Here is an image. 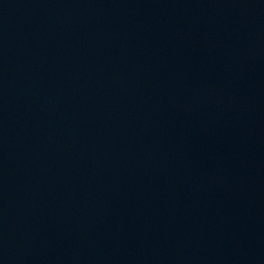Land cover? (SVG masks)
I'll use <instances>...</instances> for the list:
<instances>
[{
  "label": "water",
  "instance_id": "1",
  "mask_svg": "<svg viewBox=\"0 0 264 264\" xmlns=\"http://www.w3.org/2000/svg\"><path fill=\"white\" fill-rule=\"evenodd\" d=\"M0 264H264V0H0Z\"/></svg>",
  "mask_w": 264,
  "mask_h": 264
}]
</instances>
